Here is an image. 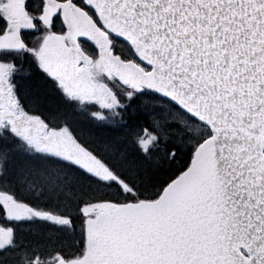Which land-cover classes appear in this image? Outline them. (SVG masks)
Listing matches in <instances>:
<instances>
[{"label":"snow or ice","instance_id":"6c2138e0","mask_svg":"<svg viewBox=\"0 0 264 264\" xmlns=\"http://www.w3.org/2000/svg\"><path fill=\"white\" fill-rule=\"evenodd\" d=\"M0 264H264V0H0Z\"/></svg>","mask_w":264,"mask_h":264}]
</instances>
